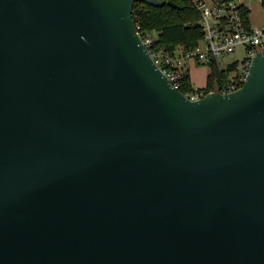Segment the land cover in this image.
I'll return each mask as SVG.
<instances>
[{
    "label": "water",
    "instance_id": "obj_1",
    "mask_svg": "<svg viewBox=\"0 0 264 264\" xmlns=\"http://www.w3.org/2000/svg\"><path fill=\"white\" fill-rule=\"evenodd\" d=\"M138 2L0 0V264H264V51L192 101Z\"/></svg>",
    "mask_w": 264,
    "mask_h": 264
},
{
    "label": "built area",
    "instance_id": "obj_2",
    "mask_svg": "<svg viewBox=\"0 0 264 264\" xmlns=\"http://www.w3.org/2000/svg\"><path fill=\"white\" fill-rule=\"evenodd\" d=\"M236 1L191 0L201 15L200 25L204 38L196 48L186 53L179 51L176 55H171L162 49L155 50L156 33H145L140 26H136L155 63L176 89L179 90L183 73L190 71L194 64L209 63L211 59H216L219 67L228 70L229 74V81L222 85L221 90L211 92L229 94L243 87L255 57L264 51V26L258 27L252 23L247 25L243 19V10L251 11L249 3ZM240 48L246 53L241 64L238 65V62L234 61L228 63L226 69L223 68L219 57L235 53ZM184 95L192 101H197L206 94L202 88L195 87Z\"/></svg>",
    "mask_w": 264,
    "mask_h": 264
},
{
    "label": "trees",
    "instance_id": "obj_3",
    "mask_svg": "<svg viewBox=\"0 0 264 264\" xmlns=\"http://www.w3.org/2000/svg\"><path fill=\"white\" fill-rule=\"evenodd\" d=\"M177 4L180 9H175L168 4L155 7L143 2L134 6L133 18L136 26H140L145 33L157 35L155 50H164L171 55L179 51L186 53L196 48L204 38V31L200 25L201 15L191 0H161ZM220 1V0H219ZM264 5V2H263ZM251 11L243 10V19L247 25L251 24ZM204 63H198L201 65ZM210 72L206 87L202 88L205 94L214 90H221L222 85L229 81L228 70L221 69L216 59L207 63ZM195 88L190 76V71L183 73L179 90L186 94Z\"/></svg>",
    "mask_w": 264,
    "mask_h": 264
},
{
    "label": "rangeland",
    "instance_id": "obj_4",
    "mask_svg": "<svg viewBox=\"0 0 264 264\" xmlns=\"http://www.w3.org/2000/svg\"><path fill=\"white\" fill-rule=\"evenodd\" d=\"M236 2L249 3L252 24L258 27L264 26V5L261 0H237ZM245 56V51L240 48L235 53L220 56L219 60L223 62L222 67L226 69L230 62L237 61V64L240 65ZM209 72L210 67L207 63L201 65L194 64L190 69V76L194 86L204 88L207 84Z\"/></svg>",
    "mask_w": 264,
    "mask_h": 264
},
{
    "label": "crops",
    "instance_id": "obj_5",
    "mask_svg": "<svg viewBox=\"0 0 264 264\" xmlns=\"http://www.w3.org/2000/svg\"><path fill=\"white\" fill-rule=\"evenodd\" d=\"M251 15V14H250ZM251 17V16H250ZM250 20H251V18H250ZM251 23H252V21H251ZM207 85V84H206ZM196 87V86H195ZM206 87V86H205ZM199 88V87H198Z\"/></svg>",
    "mask_w": 264,
    "mask_h": 264
}]
</instances>
